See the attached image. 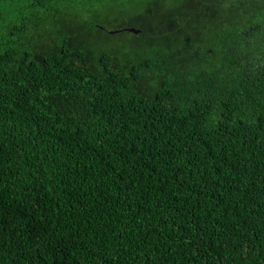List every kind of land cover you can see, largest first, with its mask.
Masks as SVG:
<instances>
[{"label": "trees", "instance_id": "trees-1", "mask_svg": "<svg viewBox=\"0 0 264 264\" xmlns=\"http://www.w3.org/2000/svg\"><path fill=\"white\" fill-rule=\"evenodd\" d=\"M0 264H264V0H0Z\"/></svg>", "mask_w": 264, "mask_h": 264}, {"label": "rangeland", "instance_id": "rangeland-1", "mask_svg": "<svg viewBox=\"0 0 264 264\" xmlns=\"http://www.w3.org/2000/svg\"><path fill=\"white\" fill-rule=\"evenodd\" d=\"M62 11V15L60 17V20L62 22H65L67 25V29L69 27L75 28L73 26L75 24V15L76 18L82 17L83 23L85 24H91V23H97V25L101 28H106L108 30V33L113 31H122L126 28H130L131 26L135 25L134 24V18L144 10V5L143 3H137L132 7L129 6H122V8L116 9L110 16V20L113 21L112 24L106 25L104 23H101L98 21L95 17L94 14L95 12L93 11L92 13L88 11V8L81 7L79 10L75 8H69L65 7L62 8L60 7ZM124 9H131L133 11V15L130 18H123L121 19L120 17V12L124 11ZM37 10L34 8H30L28 2L22 3V4H17L15 6H12L9 8V16L12 24L20 22V20L26 19L25 22H27L28 25L30 24H35L39 21V18L41 19V15L37 14ZM24 22V21H23ZM51 25V24H50ZM55 29V27H54ZM66 29V35L67 36H72V34L69 32L71 29L67 30ZM51 32H52V27H40L38 31L33 30V35H28V34H19L16 32V35L9 36L3 42H7L11 46H15L21 42H27V43H35L38 45L39 48H42L43 46H46L50 42L51 38ZM135 41V36L127 33V32H121L120 35L113 36L111 37L107 36L106 33L103 34H94L93 36H90V39L88 38V42L93 43L95 48H98L100 45L102 46L101 50H106L110 51L113 50L115 47L120 48H125L124 51H130L131 48H135V46H132V42ZM130 45V46H129Z\"/></svg>", "mask_w": 264, "mask_h": 264}, {"label": "water", "instance_id": "water-1", "mask_svg": "<svg viewBox=\"0 0 264 264\" xmlns=\"http://www.w3.org/2000/svg\"><path fill=\"white\" fill-rule=\"evenodd\" d=\"M121 32H128V33H132V34H135V35H138L140 33H142V30L140 29H136V28H126L122 31H113V32H110L111 35H115V34H119Z\"/></svg>", "mask_w": 264, "mask_h": 264}]
</instances>
